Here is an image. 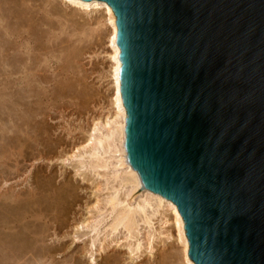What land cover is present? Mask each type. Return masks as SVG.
Wrapping results in <instances>:
<instances>
[{"label": "water", "instance_id": "water-1", "mask_svg": "<svg viewBox=\"0 0 264 264\" xmlns=\"http://www.w3.org/2000/svg\"><path fill=\"white\" fill-rule=\"evenodd\" d=\"M113 7L127 144L198 264H264V0Z\"/></svg>", "mask_w": 264, "mask_h": 264}, {"label": "rangeland", "instance_id": "rangeland-1", "mask_svg": "<svg viewBox=\"0 0 264 264\" xmlns=\"http://www.w3.org/2000/svg\"><path fill=\"white\" fill-rule=\"evenodd\" d=\"M24 7H29V11L33 12L34 19H39L41 23L45 21L43 24L40 23L41 25L37 20L35 22L41 27L43 26L45 30L48 28L47 33L53 31L52 34L55 33V37L58 34V42L52 37L50 40H55L57 44H63V48L65 47L68 50L70 48L74 50L73 48L76 46L77 55L75 57L72 56V60L68 61L70 64L69 76L71 75L69 79L71 88L66 92L68 95L65 93L64 97L61 96L62 99L61 97L55 99V97L51 96L55 85L53 83H49L50 85L45 83L47 87L50 86V90L43 91L45 96L44 94L39 95L42 96L41 99L43 101L34 94L33 96H36L35 98L38 99L37 104L39 105L29 102L31 108L27 107L31 109V112L34 110L36 114H30L31 112L24 113L25 126H28L27 122L32 119L33 115L39 119L37 122L39 125L36 126L38 128L32 126L31 129L29 127L27 129L25 127L22 134L19 135L22 137H20L21 139L18 136L7 138V142L0 139V143L4 141L2 146L5 145L0 147V152L5 150L0 153V168L4 166L0 169V200L4 202L3 198L5 196H7L6 200L15 197L13 204L9 202V199L5 209L0 208L4 211L3 213L0 210V221L8 222L9 218L14 215L11 217L12 221L8 222L10 223V228L6 229L9 232L11 230L9 237L17 235V239L20 241L24 237L26 239L29 235L31 237H28V240L31 239L28 243L26 242L27 239H23V242L17 240L19 248L21 243L26 244V249L27 244L28 249L32 246L30 249L32 253L28 250L19 262L24 261L26 264L25 257L28 259L29 256L30 258L32 256L34 259L30 261L28 259V262L34 260L33 262L36 264H184L182 244L175 241V238L167 239L166 237L165 232L170 228L168 224L164 223L166 216H169L166 208H159V210L154 204L151 205L152 207L154 206L153 208L148 207L150 213H156L153 216L156 228L154 234L156 236L152 240L148 238L149 227L140 224L139 230L145 242V247H143L140 256H137L138 253L132 254L129 252L128 240L125 239L127 232L124 231V228H121L119 233L113 236L110 235V238L107 235V238L101 235L100 241L105 240V238L107 240L103 244L97 240L96 245L92 246L93 233L89 232L88 229L77 227L84 220L90 219L92 211L96 213L95 207L98 199H104L106 197L105 194L108 193L107 188L111 187L113 183L116 184V182L111 180L113 183L111 182V186H107L106 177L98 176L91 168H84L79 171L74 165L75 161L64 162L62 160L63 157L66 158L68 156L67 153H72L76 146L84 143L83 141L87 138L89 128L91 129L93 126L92 120H94V117L100 118L102 116L101 118H104L106 113H108L107 109L110 108L113 91L111 78L108 75L110 74L111 60L108 58L107 53L111 49L108 38L111 26L108 17L102 11L86 13L67 4L65 5L62 0H0V14L6 15L5 12H7L8 16L12 12L18 13ZM35 22L33 21L34 25ZM47 22L53 25L50 26ZM37 26L36 24L34 27L38 29L40 26ZM41 27L39 30L35 28L39 37L44 34L38 32ZM52 27L53 29H51ZM44 29L43 31H45ZM38 34L36 35L38 36ZM44 37L46 38V36H43L45 41ZM54 42L53 45H55L53 47L57 50L61 49L62 45L59 44L57 48L56 42ZM65 43L68 44L66 45ZM63 48L61 51H54L57 52L55 54H58V57L51 58L50 69L46 71L48 76L49 74L54 76L58 71L57 65L61 62L66 63L67 54L65 52L67 53L68 50L65 51ZM58 68L60 69L59 66ZM109 86L111 89H109ZM47 94L50 95V98H48ZM34 97L31 96L28 99L26 97L25 99L28 102ZM4 102L6 101L4 100L3 91L0 90V135L3 126V108L5 104H9L8 101V103ZM13 105H16V103ZM22 107L25 106L23 105ZM42 114L43 116H41ZM13 138L16 141L15 139L13 141ZM11 141L13 144L10 143ZM103 173L105 171H102V175ZM141 193L143 194V192ZM141 193L138 192L135 195L137 200V196H140ZM65 197V201H63ZM57 203L59 205H56ZM12 211L15 213L12 214ZM2 213L4 217L1 215ZM94 213H92V216H94ZM6 214L10 215L5 217ZM4 218H8V220H2ZM14 218L17 220H14ZM19 224H24L23 230ZM16 229L20 233L24 231L26 234L24 235L23 233L21 235ZM20 236L23 238H20ZM153 240L154 243L151 242ZM29 242H31V245ZM150 244L155 245L152 248ZM23 249L26 250L25 248ZM33 262L29 264H33Z\"/></svg>", "mask_w": 264, "mask_h": 264}, {"label": "bare ground", "instance_id": "bare-ground-1", "mask_svg": "<svg viewBox=\"0 0 264 264\" xmlns=\"http://www.w3.org/2000/svg\"><path fill=\"white\" fill-rule=\"evenodd\" d=\"M62 1L65 3V5L67 4L70 7L72 6L86 13H91L92 11H102L108 17V20L111 26L110 28L111 32L109 33L110 35L108 36L109 47L111 48L110 49L111 52L108 51L109 53H107V56H109L108 58H110L111 60L110 74L108 75H110L109 77L111 78L110 81H111V87L113 91V93L111 91L112 97L110 100L111 101L110 108L107 109L108 113H106L104 118H101L102 116L100 118L94 117V120H92L93 126L91 127V129L89 128V131L87 132V138H85V140L83 141L84 143L83 144L81 143V145L76 146L75 150H73L72 153L70 154L67 153L68 156L66 155L67 157L66 158L63 157L62 160L64 162L66 161L74 162L75 161L74 165H76L79 171L84 168H91V170L96 172L98 176L101 175L102 177L103 176L106 177L107 186L108 185L111 186L110 184L112 181L116 182V184L112 182L113 185L111 187H108L107 188L108 190L106 189L108 191V193L105 194L106 197L104 199L101 198L102 200L98 199L97 205L95 207L96 213H94V211L92 212L90 211L91 212V215H90L91 217H89L90 219L84 220L82 223L77 225V227L88 229L89 232L93 233L92 246L96 245V241L100 239L101 235H104V237H106V235L107 237H109L110 235L113 236L114 234L119 233L121 228L122 229L124 228L125 229L124 231L127 232V234H125L126 235L125 239L128 240L127 243H128V248L130 250L129 252L132 254L138 253L137 256H140L142 253L141 251L143 247H145V242L143 239L144 237L143 235H141L142 233L139 230L140 224H144V225H147V227H149L148 235L145 234L149 236L148 238L152 240L156 236L154 234V232H156L155 230L156 228H155V223L153 221V216L156 213L154 212L155 213L154 214L152 211H151L152 213L148 211V207L149 206L152 207L151 205L154 204L158 209L166 208V211L169 213V216H166V220L164 222L166 223V225L167 224L169 225L168 227H170L168 228L167 232H165L166 237L167 239L175 238V241H178L180 244H182V247H183L182 253H184L183 256L185 259L183 260L184 264H198L189 254L190 241H189V237L187 235V231L185 227V219H184L182 212L180 211L178 207V204L171 198H168L164 196L163 194L156 192L152 190L151 188H149L148 186H146V184L144 183L142 179L140 172L133 165L132 160H131V156L128 150L127 132H126L127 108L124 103L123 92H122V79H121L122 60L120 56L121 48L118 43L117 16H116V13L113 7L108 1H98V0H62ZM24 8L23 10L22 8L20 9L19 11L20 13L12 12L11 14H8V16H7V12H5L6 15L0 14V69H1L0 71V90L3 91L4 100L6 101L4 103L9 102V104L7 105L5 104V107L3 108L4 112H2L4 113L5 116L3 115V118L1 117L3 119V126H2V133L0 135V139L5 140L6 142L8 141L7 138L11 136L12 137L18 136L19 138L21 137L19 135L22 134V132L24 131V128L26 127L25 126L26 122L24 121V115L31 112L30 111L31 105L29 104V102L37 104L38 99H41L42 97L39 95L44 94L45 96V93H43V91L46 92L47 90H50V86H48L49 87L48 88L47 85H45V83H48V85H50L49 83L51 84L53 83L55 85L52 91V95H51L55 97V99L61 96L64 97V94L70 90L69 88H71V85H70L71 81L69 84V79L71 78L70 77L71 75L69 76L70 64L68 61H70V59L72 60V56L75 57V55H77L76 46H74L73 48L74 50H72L71 48L70 50H68V49H65V47L63 48L64 46L63 44L59 43L60 45H62L60 48L61 49L63 48L65 51L68 50L69 54L68 52L67 53L65 52V54H67L66 63L61 62L62 65L61 63L57 65V70H58L56 72L57 74L55 73L56 75L54 74V76L49 74L48 76L46 74V71L50 69L51 58L58 57L57 56L58 54H55L57 52H54L57 49L53 47L55 45V44L53 45V42L55 40L53 41L50 39L55 38L57 41L58 34H57V37H55L56 34L53 33L55 34L53 36L52 34L53 31L52 32L49 31V33H47L48 28L45 30L43 26L42 27L40 26L45 21H42L41 23L39 22V19H34V15L32 14L33 12L29 11V7L28 8L24 7ZM36 20L37 22H39V24L40 23L41 24L39 25L37 22H35ZM33 21L35 22V25L37 24L38 26L41 27L42 30L40 29V31H38L39 33L41 32L44 33V34H41L42 35L41 37H39V34L36 33L35 31L36 27H34L35 25ZM48 24L50 26L53 25L52 23L51 24L48 23ZM39 28L38 29L36 28V29L39 30ZM43 29L45 31H43ZM51 29H53V27ZM36 34H38V36ZM43 36H46L47 38L46 39L44 37L45 41L43 39ZM57 42H56V45L58 48L59 44H57ZM61 49H58L57 51L59 50L61 51ZM58 66L60 67V69L58 68ZM109 89H111L110 86H109ZM48 92H51V91H48ZM34 94H36L37 98L39 96V98L38 99L35 98L36 96L34 97L33 96ZM31 96L34 98L31 101L27 102L25 98L27 97L28 99V98H31ZM47 96L48 98H50V95L47 94ZM41 101L43 100L41 99ZM10 102H12V104H10ZM14 102L16 103V105H13L15 104ZM21 105L22 106L24 105L25 107H22ZM27 106H29L30 108ZM21 111H23L22 114H21ZM32 113L36 114L34 110L30 114ZM41 116H43V114ZM38 120L39 119L35 118L32 115V119L29 122H27L28 126L26 128L28 129L29 127L31 129L32 126L35 128L36 126L39 125L37 124ZM34 122L36 125L34 124ZM85 135H86V131H85ZM11 138L10 140H12ZM14 139L15 138H13V141ZM3 143L4 141L0 143V147L2 146ZM10 143L13 144L12 141ZM4 146L5 145H3L2 147ZM3 151H1L0 153H2ZM101 170L105 171L103 175H102ZM138 192L139 193L143 192V194L142 193L140 194L141 196L140 200H139L140 198L139 195L137 196L138 200L135 196ZM5 198H7V196L3 198L5 200L4 202L0 200V208H3V210L5 209L6 203L10 199L8 198L6 200ZM14 199L15 197L11 198L9 202L12 203ZM65 199L66 197L64 198L63 201H65ZM16 203L18 202L16 201ZM56 205H59V204L57 203ZM7 207H8V204H7ZM3 213L1 215L4 217ZM9 213H11V211H9ZM14 213L12 211V214ZM33 213L35 214V212ZM92 213H94V216H92L93 215ZM8 215L6 214L5 217H7ZM13 216L14 215H12L11 217ZM11 217L9 218V220L8 218L7 219L4 218L2 220H8L9 222L10 220L12 221ZM15 219L16 218H14V220ZM8 222L0 221V264H18L20 259H22L25 256L28 250L32 253V251L30 250L32 246L30 247L31 242H29L30 249H28V244H27V249H26V246H25L26 244L21 243L22 245L20 244L21 247L19 248L18 246L19 242L21 241L23 242V239H25V237L23 238L20 236V238H23L21 241L17 239L18 238L17 235L15 237H9L11 230L10 232L6 230L7 228H10V223ZM14 224L13 226H15ZM23 225L21 224L20 228H22ZM22 230L20 231L22 232ZM23 233L24 235L26 234L24 231L20 234L22 235ZM28 237L31 238L30 235ZM28 237H26L27 243L28 241L31 240V239L28 240ZM106 238L103 241L99 240V242L103 244L107 240ZM151 242L154 243V240ZM35 243H36V240H35ZM151 244L150 246L153 248L155 244L154 245H151ZM103 246L105 247V245ZM21 248L22 249L25 248L26 250L24 249L22 250ZM28 254L31 255L30 253ZM28 259L30 261L34 258H32V256L30 258L29 256ZM28 259H26V257L24 259L26 260V264L27 263L29 264L34 261L33 260L31 262H28ZM23 262L21 261V263L19 262V264H22ZM34 263L35 262H33V264ZM23 264H25V262Z\"/></svg>", "mask_w": 264, "mask_h": 264}]
</instances>
